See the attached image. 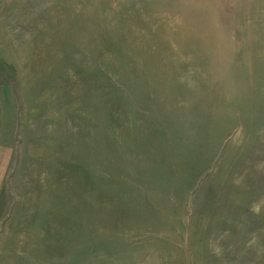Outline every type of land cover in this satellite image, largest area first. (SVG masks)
<instances>
[{"label": "rangeland", "instance_id": "obj_1", "mask_svg": "<svg viewBox=\"0 0 264 264\" xmlns=\"http://www.w3.org/2000/svg\"><path fill=\"white\" fill-rule=\"evenodd\" d=\"M0 264H264V0H0Z\"/></svg>", "mask_w": 264, "mask_h": 264}]
</instances>
